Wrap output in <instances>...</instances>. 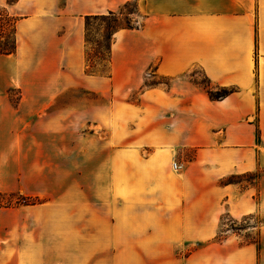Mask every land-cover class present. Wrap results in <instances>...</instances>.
Masks as SVG:
<instances>
[{
	"label": "crops",
	"instance_id": "1",
	"mask_svg": "<svg viewBox=\"0 0 264 264\" xmlns=\"http://www.w3.org/2000/svg\"><path fill=\"white\" fill-rule=\"evenodd\" d=\"M128 1L0 0V10L18 18L15 53L0 55V146L35 145L19 136V105L31 99L48 110L72 88L106 95L119 73L125 96L153 59L155 76L171 80L141 94H154L155 114L134 138L139 150L115 149L125 143L116 137L105 148L82 141L74 196L0 208V264H264V0H137L144 25L114 35L110 76L85 74L84 18ZM194 69L232 92L211 101L180 80ZM80 102L78 113L98 122V104ZM173 162L184 169L173 171ZM1 173L0 156V187ZM233 177L240 180L228 182ZM224 215L260 221L261 261L235 234L212 243ZM192 243L204 245L176 252Z\"/></svg>",
	"mask_w": 264,
	"mask_h": 264
},
{
	"label": "rangeland",
	"instance_id": "2",
	"mask_svg": "<svg viewBox=\"0 0 264 264\" xmlns=\"http://www.w3.org/2000/svg\"><path fill=\"white\" fill-rule=\"evenodd\" d=\"M135 3L137 10L135 15H126L130 11L129 8L123 11V15H118V9L114 12V16L106 15L105 23L99 20L91 22L87 31L88 43L85 45L84 55L87 53L88 58L91 59V64H95L94 71L103 73L109 71L107 76H110L112 66L109 65L110 62L109 64L107 62L106 48L108 41L106 37L113 28L122 26L125 22H129L136 29H140L144 25L145 15L140 12L137 0H135ZM107 23L110 25L108 29ZM118 52L122 55L121 48ZM122 64L123 61L118 60L115 65H118V69H120ZM156 64L157 61L153 59L150 67L142 75L141 85L125 96H118L122 86V76L119 73L117 75V86L114 91L108 92L106 95L89 96L80 92L79 88H72L70 92L55 99L54 106L48 110H44L43 105L45 102L42 99H31L24 104H20L18 109L19 136L34 138L35 145L0 146L4 171V173H1L3 186L0 187V208L3 209L2 211L11 212L15 209H31V206L22 204L24 198L36 199L40 204L63 201L68 191L74 196L75 171L79 168L78 155L83 147L82 141L86 143V140L90 139V141L99 143L100 146L105 148L104 144H106L107 139L116 137L125 143L115 144V149L139 150L134 143L139 136L140 127L149 124L148 121L150 120L153 122L155 114L153 108L155 103L154 94L151 93L148 98H142L141 94L143 91L154 89L155 86L167 89L171 84L169 78L155 76ZM179 78L181 81L194 84L205 90L210 89L215 92L221 89L212 85L197 69L185 73ZM133 83L132 85H134ZM19 99L18 93H10V100L14 106H16ZM81 100L87 105L90 104V100H93V104L95 102L98 104V122H91L89 120L90 116L78 113L81 111ZM108 120H113L110 127L108 126ZM49 138L52 139L51 144L43 146L38 144L40 140ZM86 148L87 146H84L83 150L85 151ZM14 150L18 152L17 159L14 156ZM145 154L143 151L142 155L145 156ZM44 165H49L52 173H36L42 171ZM17 166L18 169L16 170ZM183 169L184 166L177 172ZM68 171L72 173H66ZM251 178L247 177L246 180L249 181ZM238 180L240 178L233 177L229 179L230 182H237ZM259 223V220L249 217L234 221L224 215L220 220L217 236L225 239L235 234L239 245H254L258 255L257 258L261 261V245L257 234L260 227ZM213 241L217 240H212V243ZM203 245L204 243H192L178 246L176 252L181 255L187 254L194 249L201 248Z\"/></svg>",
	"mask_w": 264,
	"mask_h": 264
},
{
	"label": "trees",
	"instance_id": "3",
	"mask_svg": "<svg viewBox=\"0 0 264 264\" xmlns=\"http://www.w3.org/2000/svg\"><path fill=\"white\" fill-rule=\"evenodd\" d=\"M16 1L17 0H7V2L10 4ZM127 8H129L130 11L126 15H135L137 13L135 0L124 3L119 8L118 15H123V11L127 10ZM108 15L114 16V13H109ZM106 17H107L106 15H102V16H88L84 18V44L85 45L88 43L87 31H88V27L90 26L91 22L99 20L105 23ZM17 21H18L17 17L7 14L5 10L3 9L0 10V55L2 56H8V55H12L15 53V50H16L15 31H16ZM106 26H107V29L110 28V25H108V23L106 24ZM132 29H136V28L133 27L132 24H130L129 22H125L124 25L113 28L110 34L106 37V40L108 41V46L106 48V51L108 54V60H107L108 64L110 62V50H111V46L113 43L114 34L120 30H132ZM84 56H85V63H87L85 64L86 74L92 75V76H107L108 75L109 71L107 73H103L101 71H94L93 69L95 68V64L93 63L91 64V59L88 58L87 53H85ZM231 92L232 90L223 89V88L215 92H213L210 89L206 90V94L211 101L222 100L223 98L228 96ZM228 182L230 181L228 180ZM23 200L24 201L22 202V204L24 206H33V205L38 204V200L36 199L24 198ZM213 240H217L215 242L219 243L223 241L224 239L216 235Z\"/></svg>",
	"mask_w": 264,
	"mask_h": 264
},
{
	"label": "built area",
	"instance_id": "4",
	"mask_svg": "<svg viewBox=\"0 0 264 264\" xmlns=\"http://www.w3.org/2000/svg\"><path fill=\"white\" fill-rule=\"evenodd\" d=\"M171 168H172L173 171H179V170L182 169V165L177 164L176 162H173V163L171 164Z\"/></svg>",
	"mask_w": 264,
	"mask_h": 264
}]
</instances>
